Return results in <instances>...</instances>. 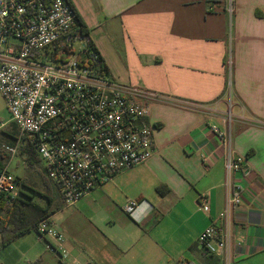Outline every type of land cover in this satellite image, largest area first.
I'll return each mask as SVG.
<instances>
[{"label":"crops","instance_id":"1","mask_svg":"<svg viewBox=\"0 0 264 264\" xmlns=\"http://www.w3.org/2000/svg\"><path fill=\"white\" fill-rule=\"evenodd\" d=\"M71 2L109 76L157 95L147 103L155 153L68 205L43 181L42 162L24 149L0 95V149L8 156L0 164L20 182L22 197L51 207L48 219L65 235L72 262L224 264L198 244L205 229L221 225L227 201L229 147L215 126L249 169L233 176L243 202L232 219V264H264V0ZM14 160L25 175L11 170ZM203 194L207 210L198 205ZM129 201L138 203L131 215ZM0 264L67 263L32 231L0 246Z\"/></svg>","mask_w":264,"mask_h":264},{"label":"built area","instance_id":"2","mask_svg":"<svg viewBox=\"0 0 264 264\" xmlns=\"http://www.w3.org/2000/svg\"><path fill=\"white\" fill-rule=\"evenodd\" d=\"M77 24L71 0H0V95L21 138L38 153L44 173L68 205L118 173L147 163L155 153L147 103L157 95L103 73L99 53L77 36ZM212 129L229 147L227 201L221 225L205 229L198 244L207 255L232 264V219L243 202L242 187L233 176L247 175L249 169L245 157L230 151V135ZM6 150L15 154L17 147ZM21 190L4 168L0 198H21ZM208 204L201 195L199 208L207 210ZM137 206L129 201L124 210L131 215ZM37 233L61 262L79 264L71 261L65 235L49 219L38 225Z\"/></svg>","mask_w":264,"mask_h":264},{"label":"trees","instance_id":"3","mask_svg":"<svg viewBox=\"0 0 264 264\" xmlns=\"http://www.w3.org/2000/svg\"><path fill=\"white\" fill-rule=\"evenodd\" d=\"M77 36L80 39L86 40L88 47L91 51L96 50L93 42L89 38V30L86 25L82 22L80 17L78 16V24H77ZM99 66L100 70L109 75V71L104 61L102 60L99 54ZM20 134V132H19ZM22 142L25 143V150L30 153L34 157V159H40V156L32 147V145L24 138H20ZM4 169V165L0 164V173ZM44 172V171H43ZM45 174V173H44ZM43 181L45 184L50 181L51 186L54 183L47 177L43 175ZM50 186V185H49ZM55 186V185H54ZM31 188V187H30ZM58 188V187H57ZM35 193H39L37 190L31 188ZM60 191V189L58 188ZM21 198L14 199L12 201H6L0 198V237H1V247L8 246L15 240L27 235L32 231H37L38 225L50 218L54 211L50 206L41 207L37 203H35L32 198L27 196ZM50 199V197H48Z\"/></svg>","mask_w":264,"mask_h":264},{"label":"rangeland","instance_id":"4","mask_svg":"<svg viewBox=\"0 0 264 264\" xmlns=\"http://www.w3.org/2000/svg\"><path fill=\"white\" fill-rule=\"evenodd\" d=\"M229 78H230V81H232V74L231 73H230V77ZM1 101H3L2 97H1ZM3 110H4V112L2 113V116L6 120L9 117L6 107H4ZM0 121H1V118H0ZM1 123H2V121H1ZM3 151H4V149H3ZM3 151L0 149V161H2L4 163H7L8 162V156L6 154H4ZM17 160L21 161L20 159H17ZM16 163H17V161L14 160L13 163L11 164V170L14 173H16L17 175H23V174L25 175L26 172H27L25 170V168L23 166H17ZM40 167H42V164H41ZM29 179L31 180L32 178L29 177ZM31 187H33L34 189L38 190V188H36V186H34V184ZM69 208H70L69 210L75 209L73 206H70Z\"/></svg>","mask_w":264,"mask_h":264}]
</instances>
